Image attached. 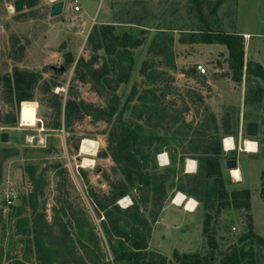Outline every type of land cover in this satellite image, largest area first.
Here are the masks:
<instances>
[{
  "label": "rangeland",
  "instance_id": "obj_1",
  "mask_svg": "<svg viewBox=\"0 0 264 264\" xmlns=\"http://www.w3.org/2000/svg\"><path fill=\"white\" fill-rule=\"evenodd\" d=\"M200 1L203 18L197 13L196 0H121L111 17L112 25L92 24L88 30L76 32L78 35L69 30V37L54 44L47 30H42L46 24L43 0H30L20 9L16 8L14 0H0V135L2 132L8 134L7 141L0 140V264H13L34 249L32 207L28 202L32 189L27 176L29 168H34L36 174L40 173L44 178L43 193L32 203L38 209L45 206L48 220L52 216V207H58L65 200L73 206H82L98 228L100 218L94 210L89 192L99 196L107 194L109 183L123 178L111 157L102 155L115 117L105 122L95 121L86 115L67 129L63 126V106L67 98L105 105V98L91 88L90 82L75 78L77 59L87 60L92 55L97 57L95 67L107 61L112 79L119 76L118 63L128 65L132 60L131 69L124 81L119 83L116 94L120 97V105L128 101L123 119L140 127L146 149L154 152L155 167L163 169L170 164L175 165L172 167L175 172H163L168 175L163 206L179 192L177 187L194 185L184 168L189 161L198 165L189 140L197 138L199 143L205 142L207 138L200 136V127L204 124L211 132V127L215 125L219 130L220 142L225 137H231L237 148L227 152L221 147L223 155L220 164H223L221 170L225 190L231 192L234 189L233 177L224 161L235 158L243 175V182L236 189L250 191L254 232L264 239V124L261 119L264 110L259 103H244L248 87L245 74L240 83L225 76L229 73L226 61L228 52L223 44L201 43L206 49L203 50L199 42H188L192 32L207 29L205 18L211 15L216 0ZM214 18L211 26L214 30L256 33L248 41L250 48L247 52L253 56V60L264 65V0H224L216 14L210 16V20ZM95 27L110 30L106 43L115 45L112 54L106 53L103 48L94 50L88 42V35ZM124 33L141 41L128 53H122V48L114 40ZM160 33H166L173 39L172 43L162 41V44L169 45L168 50L155 45V42L163 39ZM39 41L44 45L40 50H33L32 44ZM25 47L28 49L25 50ZM203 53L208 54L207 61H200L207 69L206 74L195 78L186 75L183 71L192 69L198 62L199 54ZM66 56H71L73 61L66 63ZM245 58L244 54V60L249 61V57ZM61 66L63 71L60 70ZM15 68L39 74L30 102L22 100L17 103L14 91L8 89L6 78L12 75ZM143 68H146V73L142 71ZM261 84L264 86L263 82ZM54 95L61 101L60 109L51 105L55 100ZM129 96H132L130 101ZM23 101H26L28 109L29 126L20 123ZM251 119H257L253 121L258 123V134L254 137L245 134V124ZM227 131H230V135H227ZM246 139L256 142L253 156L238 154L244 148ZM84 141L94 147L93 154L81 152ZM91 141L93 144L89 143ZM162 154L166 155L163 162L159 161ZM180 157L184 158L182 165L179 164ZM85 158L91 161L88 165H84ZM153 163L152 160L150 166ZM7 192L11 193L9 199L6 198ZM124 197L128 200L121 202ZM124 197L117 200L121 207L131 203L129 196ZM193 198L196 202L194 213L171 211V207L166 219L171 228L161 237L163 228L159 225L152 237L150 235L148 250L165 256L166 264H174L175 251L210 254L206 235L202 233L203 238L201 236L207 216H211V224L216 232V263L220 258L218 251L226 252L231 244H238L237 239L246 228L245 210L228 205L217 214L215 205L207 209L202 198ZM21 204L24 206L19 212ZM161 209L153 199L145 209L151 222V232ZM25 218H28L26 226L22 224ZM161 224L164 225V222ZM24 227L29 228V233H21ZM254 251V264H264V247L255 245ZM31 253L27 254L29 261L37 264L33 251Z\"/></svg>",
  "mask_w": 264,
  "mask_h": 264
},
{
  "label": "trees",
  "instance_id": "obj_2",
  "mask_svg": "<svg viewBox=\"0 0 264 264\" xmlns=\"http://www.w3.org/2000/svg\"><path fill=\"white\" fill-rule=\"evenodd\" d=\"M17 9H20L30 0H14ZM224 0H216L211 8V15L216 14L220 4ZM197 13L202 16L201 1L196 0ZM205 18L207 29L192 32L188 42L219 43L227 48L229 73L232 81L240 83L243 74L246 76L247 91L244 95V103H259L264 110V65L257 61L244 60V36L238 32H227L212 29L215 18ZM110 30H98L93 28L88 35V42L94 50L105 49L106 53L112 54L115 45L106 43ZM198 34V35H195ZM163 39L155 42L164 50L169 49L172 37L166 33H160ZM115 44L122 48V53L138 46L141 41L127 33L122 37L114 38ZM130 59V58H129ZM96 55L89 59L78 58L75 66V78L91 83V88L105 98V105L100 106L83 99L74 100L67 98L63 106V126L69 128L75 121L81 120L89 115L95 121L109 122L115 117V124L108 134V144L103 156L109 155L118 165L123 178L110 182L107 194L101 196L89 192V197L98 214L99 228L87 216L85 210L79 204L73 206L69 201H62L58 207H52L51 219H47L46 208L42 205L39 209L33 205L38 195H41L44 178L42 174H36L34 168L27 170V176L32 184L28 194V202L31 208V232L33 233L34 249L27 254L33 256L37 264H166V257L154 251L148 250V242L151 235V222L145 214V209L152 201L160 210L167 196L166 180L168 175L163 172H175L171 164L163 169L155 167V155L150 149H146V141L140 134V127L133 126L123 119V112L128 107V101L120 105V97L116 94L118 85L127 77L131 63H118L119 76L115 79L109 77L110 66L107 61L98 67L94 66ZM71 56H66V63L72 62ZM146 73V68L142 69ZM190 77L203 76L194 68L183 71ZM37 73L25 71L18 68L13 69L12 75L7 76L6 83L9 91H14L17 103L22 100H33V90L38 80ZM256 79V80H255ZM114 83H111L113 82ZM261 81V82H260ZM51 102L54 107H61V101L56 95ZM132 96L128 97L130 101ZM13 101L11 96L10 102ZM247 119V116L244 115ZM28 109L26 101L21 103L20 123L29 126ZM214 119V117L212 118ZM262 124H264V117ZM249 120V119H248ZM257 121V119H251ZM249 122V121H248ZM238 123V120L236 121ZM60 124V123H59ZM258 124V123H257ZM201 137H206L205 142L197 138H190L189 144L193 146L192 152L196 155L197 171L194 174L185 173L193 181L194 185L177 187L182 192L198 200H204L206 208L215 205L218 214L222 208L231 205L234 208L245 210V230L240 234L237 243L231 244L226 252L218 251L219 261L214 260V252L217 248L215 229L211 224V216L203 222L202 232L206 235V241L210 248V254L202 255L200 252H173L174 264H254V246L264 247V239L254 232L252 214L250 212V191L238 189L227 192L224 187L220 160L222 158L221 147L216 146L220 142L219 130L213 125L211 132L203 124L200 127ZM209 132V134H208ZM230 135V131L226 132ZM203 135V136H202ZM191 152V151H190ZM264 153V152H263ZM262 157H264L262 155ZM154 161L150 166L151 161ZM183 157L179 158V164H183ZM0 159V178H1ZM173 187V184H170ZM133 191V192H132ZM129 196L131 203L121 207L117 200ZM24 202L25 199H24ZM31 202V203H30ZM27 203V202H26ZM24 204H21L19 212ZM155 218V216H154ZM28 218L22 221L26 226ZM29 233V228L24 227L21 232ZM15 260L13 264H32L29 256ZM173 264V263H172Z\"/></svg>",
  "mask_w": 264,
  "mask_h": 264
},
{
  "label": "crops",
  "instance_id": "obj_3",
  "mask_svg": "<svg viewBox=\"0 0 264 264\" xmlns=\"http://www.w3.org/2000/svg\"><path fill=\"white\" fill-rule=\"evenodd\" d=\"M56 1H58V0H43V5H45V10H46V14H45L46 24L44 25L42 30H47V33H49L50 36H52L51 41L54 42V44L55 43L58 44L61 41H63L66 37H69V33H70L69 30L73 31L74 32L73 34L78 35L77 33H80L81 30H88L89 26H91L92 24L112 25L114 22H111L112 21L111 17L113 16L117 7H119V3H121V0H63L64 3H63L62 12L59 15L51 16L50 15L51 4L53 2H56ZM75 4L79 6V10H77V11H75L73 9V5H75ZM235 32H237V31H235ZM47 33H46V35H47ZM238 33H240L244 36V51H245V56H246L245 59H248V57H249V60H253L252 59L253 56L247 52V51H249L248 48H250L248 46V41L250 42V39L252 38V36L256 35V33L253 34V33L248 32V31H238ZM77 41H78V39H77ZM43 45L44 44L40 41H39V43H33L32 49L33 50H38V49L40 50V48H42L41 46H43ZM199 45H202V44L199 43ZM202 47H203V50H206L203 45H202ZM27 49H28V47H25V50H27ZM207 55L208 54H205V53L199 54V56L197 58L198 62L207 61L208 60ZM253 61H255V60H253ZM233 143H234L235 148L226 150L225 147L223 146V149L227 152L228 151L231 152V151L236 150L237 148H236V144H235L234 139H233ZM241 153H245V154H248L250 156H253L255 152H247L243 148V149H241V151H238V154H241ZM159 161H161V160H159ZM236 161H237V159H236ZM224 164H225V161H224ZM161 165H164V164H161ZM187 165L188 164H185V166H184L185 173L192 174L196 171V168H197L196 162H195V171L187 172V167H188ZM221 166L223 167V164ZM236 167L240 171V177H239V179L233 178L232 187L234 190H237L236 188H238L239 184L241 182H243V175H242V171H241L240 167H238V161H237ZM228 171L230 173L231 170H228ZM178 193L183 195L185 202H182V204H175L173 202V199H174V197H173V199L170 202H167V204L163 206L157 220L155 221L154 228L152 229V232H151V237H152V233H153L154 229L156 232V229L159 225L162 226V228H163V230L160 232V234H161L160 236L161 237L165 236V232H167L169 230V228H171L170 224L167 223L166 219L168 218V215H169V213H171L172 210L182 211L185 214L194 213V211L196 210V206H195L196 204L195 205L193 204V207H195V208H191V209L190 208L187 209L186 205L184 204V203L188 202L189 200H193L195 202V199L193 197L186 196L181 192H178ZM178 193H176L175 196ZM180 207L182 208L181 210L177 209ZM169 209L171 211H168ZM163 222H164V225L161 224ZM173 224H175V223H173ZM174 226H176V225H174ZM202 228H203V226H202ZM202 233L203 232L201 231V236L203 238Z\"/></svg>",
  "mask_w": 264,
  "mask_h": 264
},
{
  "label": "bare ground",
  "instance_id": "obj_4",
  "mask_svg": "<svg viewBox=\"0 0 264 264\" xmlns=\"http://www.w3.org/2000/svg\"><path fill=\"white\" fill-rule=\"evenodd\" d=\"M86 142L87 141H84L83 142V144H82V146H81V152L82 153H88V154H93L94 152V147L92 148V146L91 145H87L86 144ZM89 143H92L93 144V142L91 141V142H89ZM224 147H225V149L226 150H229V149H232V148H234L233 147V139L231 138V137H225L224 138V145H223ZM243 146H244V150H246L247 152H255L256 151V142L255 141H253V140H248V139H246L245 141H244V144H243ZM160 158H161V161L163 162V161H165L166 160V155H161L160 156ZM84 165H88L91 161L89 160V159H84ZM190 162H193V161H189L188 162V167H187V169L191 166V163ZM230 174H231V176L233 177V178H235V179H237V177H240V171H239V169H237V168H232L231 169V171H230ZM128 200V198L127 197H124L122 200H121V202H125V201H127ZM183 200H184V197H183V195L182 194H180V193H178L175 197H174V199H173V202L175 203V204H182V202H183ZM184 202H185V200H184ZM185 205H186V208L188 209V208H194L193 207V204L195 205L196 204V202H194L193 200H189L188 202H186V203H184Z\"/></svg>",
  "mask_w": 264,
  "mask_h": 264
},
{
  "label": "water",
  "instance_id": "obj_5",
  "mask_svg": "<svg viewBox=\"0 0 264 264\" xmlns=\"http://www.w3.org/2000/svg\"><path fill=\"white\" fill-rule=\"evenodd\" d=\"M63 0H58L56 2H53L50 7V15L51 16H56L59 15L62 10H63ZM60 70L63 71L64 68L63 66L60 67ZM245 134L248 136H256L258 134V124L257 122L254 121H249L246 122L245 124ZM8 139V134L7 132H2L0 135V140L1 141H7ZM216 146H222L221 142H217ZM225 166L228 170H231L232 168H236L237 166V161L235 158H229L225 160Z\"/></svg>",
  "mask_w": 264,
  "mask_h": 264
},
{
  "label": "built area",
  "instance_id": "obj_6",
  "mask_svg": "<svg viewBox=\"0 0 264 264\" xmlns=\"http://www.w3.org/2000/svg\"><path fill=\"white\" fill-rule=\"evenodd\" d=\"M73 9L75 11H77V10H79V6L75 4V5H73ZM193 68L201 75H205L207 72L205 65L203 63H200V62L195 63ZM221 143H222V145H224V138L222 139ZM10 195H11V193L7 192L6 198L9 199ZM232 229L235 230V227L233 226Z\"/></svg>",
  "mask_w": 264,
  "mask_h": 264
},
{
  "label": "clouds",
  "instance_id": "obj_7",
  "mask_svg": "<svg viewBox=\"0 0 264 264\" xmlns=\"http://www.w3.org/2000/svg\"><path fill=\"white\" fill-rule=\"evenodd\" d=\"M191 166L187 169V171L192 172L195 171V162H190ZM237 179H239V177H237Z\"/></svg>",
  "mask_w": 264,
  "mask_h": 264
}]
</instances>
